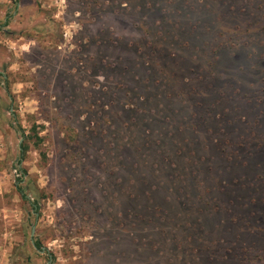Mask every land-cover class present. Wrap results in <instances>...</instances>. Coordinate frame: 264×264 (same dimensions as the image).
I'll return each mask as SVG.
<instances>
[{"label":"rangeland","instance_id":"374dc122","mask_svg":"<svg viewBox=\"0 0 264 264\" xmlns=\"http://www.w3.org/2000/svg\"><path fill=\"white\" fill-rule=\"evenodd\" d=\"M0 264H264V0H0Z\"/></svg>","mask_w":264,"mask_h":264},{"label":"water","instance_id":"95a60500","mask_svg":"<svg viewBox=\"0 0 264 264\" xmlns=\"http://www.w3.org/2000/svg\"><path fill=\"white\" fill-rule=\"evenodd\" d=\"M35 224H33L32 225V227H31V237H32V235L34 234V231H35ZM32 239V238H31ZM43 249V248H42Z\"/></svg>","mask_w":264,"mask_h":264},{"label":"trees","instance_id":"16d2710c","mask_svg":"<svg viewBox=\"0 0 264 264\" xmlns=\"http://www.w3.org/2000/svg\"><path fill=\"white\" fill-rule=\"evenodd\" d=\"M15 2H17V0H14ZM36 246L39 247V243L38 242H35Z\"/></svg>","mask_w":264,"mask_h":264}]
</instances>
